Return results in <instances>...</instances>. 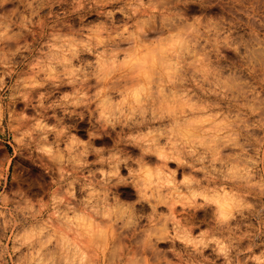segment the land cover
<instances>
[{
	"label": "clouds",
	"instance_id": "obj_1",
	"mask_svg": "<svg viewBox=\"0 0 264 264\" xmlns=\"http://www.w3.org/2000/svg\"><path fill=\"white\" fill-rule=\"evenodd\" d=\"M0 136V264H264V0H0Z\"/></svg>",
	"mask_w": 264,
	"mask_h": 264
},
{
	"label": "rangeland",
	"instance_id": "obj_2",
	"mask_svg": "<svg viewBox=\"0 0 264 264\" xmlns=\"http://www.w3.org/2000/svg\"><path fill=\"white\" fill-rule=\"evenodd\" d=\"M94 19V17H93ZM19 107H22V105H18V108ZM81 129H83L84 127H86V125L82 124L81 126ZM82 137L86 138V134L81 131L79 133ZM0 141H4L5 144H0V157H2L5 152H7L8 154H11L12 152V149L11 147H9L7 145V141H8V138L5 137V136H0ZM97 145L101 144V143H110V141H96ZM11 163V162H10ZM16 165H20L21 167L23 168H27V169H30L31 170V175H36L40 172V170L36 167H34L29 161L21 158L20 156H17L14 160H13V167H15ZM122 191L125 193L126 196H130L131 195V190L130 189H122Z\"/></svg>",
	"mask_w": 264,
	"mask_h": 264
}]
</instances>
